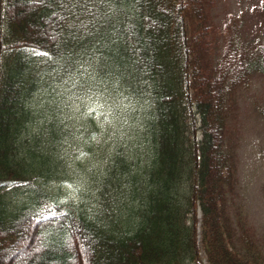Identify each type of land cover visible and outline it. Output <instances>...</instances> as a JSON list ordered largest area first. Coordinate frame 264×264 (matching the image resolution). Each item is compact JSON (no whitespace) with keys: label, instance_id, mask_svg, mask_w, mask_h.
I'll return each instance as SVG.
<instances>
[{"label":"trees","instance_id":"obj_1","mask_svg":"<svg viewBox=\"0 0 264 264\" xmlns=\"http://www.w3.org/2000/svg\"><path fill=\"white\" fill-rule=\"evenodd\" d=\"M212 3L0 0V264H259L229 214L228 118L264 19L242 49ZM98 94L124 138L76 163Z\"/></svg>","mask_w":264,"mask_h":264},{"label":"rangeland","instance_id":"obj_2","mask_svg":"<svg viewBox=\"0 0 264 264\" xmlns=\"http://www.w3.org/2000/svg\"><path fill=\"white\" fill-rule=\"evenodd\" d=\"M211 15L221 30L229 28L243 49L262 39L264 0H213ZM117 105L115 100L108 101L98 94L92 102L97 131L89 152L73 157L74 162L84 164L91 157L106 155L113 143L124 138L120 130L127 124L119 117ZM228 134L236 153V183L228 199L229 214L238 230L241 226L251 229L257 259L264 264V74L259 71H254L237 90L236 104L228 118ZM79 189L74 177L62 184L59 192L77 200ZM201 257L206 263L203 251Z\"/></svg>","mask_w":264,"mask_h":264}]
</instances>
